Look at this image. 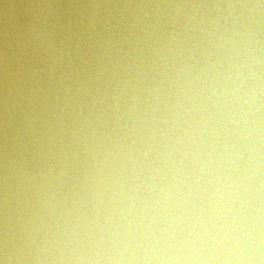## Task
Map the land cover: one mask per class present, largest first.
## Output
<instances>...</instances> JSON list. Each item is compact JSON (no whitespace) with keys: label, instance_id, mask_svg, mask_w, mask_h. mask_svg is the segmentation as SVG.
Here are the masks:
<instances>
[{"label":"water","instance_id":"obj_1","mask_svg":"<svg viewBox=\"0 0 264 264\" xmlns=\"http://www.w3.org/2000/svg\"><path fill=\"white\" fill-rule=\"evenodd\" d=\"M0 264H264V0H0Z\"/></svg>","mask_w":264,"mask_h":264}]
</instances>
